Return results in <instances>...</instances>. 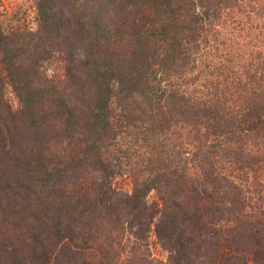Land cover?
<instances>
[{"label":"trees","instance_id":"trees-1","mask_svg":"<svg viewBox=\"0 0 264 264\" xmlns=\"http://www.w3.org/2000/svg\"><path fill=\"white\" fill-rule=\"evenodd\" d=\"M246 2L264 7L94 0L82 24L92 42L87 79L45 77L35 60L18 106L0 91V172L15 177L0 194L26 185L52 198L43 218L71 264H124L116 251L124 238L138 250L151 229L166 259L141 254L137 264H264L263 190L249 186L251 175L260 183L263 145L244 141L264 135V52L246 62L201 52ZM36 6L42 58L62 57L63 26L48 0ZM3 31L0 22L1 53ZM176 127L189 139L171 137ZM31 129L41 147L24 139ZM51 139L67 145L64 155L47 154ZM132 164L140 171L132 190L115 189L113 176ZM150 189L160 202L147 199Z\"/></svg>","mask_w":264,"mask_h":264},{"label":"rangeland","instance_id":"rangeland-1","mask_svg":"<svg viewBox=\"0 0 264 264\" xmlns=\"http://www.w3.org/2000/svg\"><path fill=\"white\" fill-rule=\"evenodd\" d=\"M93 1L48 0L52 20L63 26V31L60 33L64 38V52L62 57L43 59L36 33L39 27L36 0H0V22L6 35L3 39L4 52L1 53L2 50H0V91L3 98L14 107L21 103L18 93L19 91L24 93L25 72L27 66L35 60L45 77H59L63 80L70 74L69 76L88 78L90 70H88V65L85 66V61L92 49V42L90 31H84L82 24L87 20L90 10L95 7ZM259 51L264 52V7L261 2H246L236 14L228 19L218 39L211 41L201 52L214 56L231 52L241 59V62H246L250 59V54L255 55ZM173 131L177 132L171 137L181 135L180 138L182 137L183 141L189 139L188 135L192 134L179 127ZM170 135H164L163 138H171ZM24 139H30L32 143H40L37 144L40 147L43 145L41 144L42 137L37 129L30 137ZM244 141L246 145L252 143L263 145L264 157V135L257 138H246ZM165 142L167 143V139ZM139 144L134 145L137 149L136 154L145 149ZM62 147H67V145L51 139L47 154L62 156L65 154ZM199 159L196 157L192 163H199ZM225 165L235 176L240 173L238 165L233 164L232 160L225 162ZM134 166L136 167L135 164L127 166V169L113 176L112 186L115 189L125 192L132 190L134 180L140 176V171ZM257 174L260 185H254L251 175L249 186L253 190L254 188L262 189L264 196V162ZM14 181L15 177L10 173L0 172V191L3 190L4 184L9 186ZM17 182H21L20 178H17ZM25 187L27 186L25 185L24 189ZM24 189L5 188L0 194V264H71L68 261L69 256H65L69 254L68 248L63 247L51 237L50 226L45 224L46 221L43 218V211L54 207V205L47 204L52 198L41 189H34L33 186L30 189L27 188L28 193ZM147 199L155 203L160 202L157 190L150 189ZM55 203L58 204V202ZM105 238L104 235H100L98 241L105 243ZM127 238L129 241H125L124 238L122 247H118L119 250L116 249L120 257L125 260L124 264H137V258L141 254L166 259L167 252L157 240L153 229L148 233L146 241L138 240L140 243L138 250L131 251L130 247L134 238L132 235Z\"/></svg>","mask_w":264,"mask_h":264}]
</instances>
